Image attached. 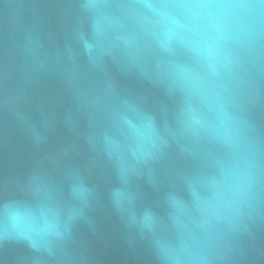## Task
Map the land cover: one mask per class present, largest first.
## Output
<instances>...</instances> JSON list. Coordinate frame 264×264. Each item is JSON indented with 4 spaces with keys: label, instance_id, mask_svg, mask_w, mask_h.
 Wrapping results in <instances>:
<instances>
[{
    "label": "water",
    "instance_id": "water-1",
    "mask_svg": "<svg viewBox=\"0 0 264 264\" xmlns=\"http://www.w3.org/2000/svg\"><path fill=\"white\" fill-rule=\"evenodd\" d=\"M0 264H264V0H0Z\"/></svg>",
    "mask_w": 264,
    "mask_h": 264
}]
</instances>
